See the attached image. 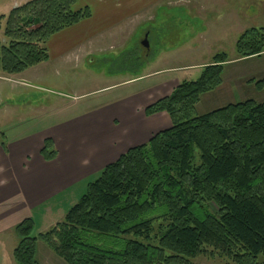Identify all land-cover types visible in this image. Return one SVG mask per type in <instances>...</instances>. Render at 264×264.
<instances>
[{"label": "trees", "instance_id": "obj_1", "mask_svg": "<svg viewBox=\"0 0 264 264\" xmlns=\"http://www.w3.org/2000/svg\"><path fill=\"white\" fill-rule=\"evenodd\" d=\"M79 0H27L0 15V76L48 60V39L91 16ZM238 57L264 52V27L244 31ZM194 80L147 105L171 124L127 149L87 184L64 218L37 235L27 217L13 230L14 264H39L42 240L66 264H192L209 249L232 264L264 256V101L229 103L194 115L222 83L225 53ZM258 87L262 80L251 79ZM41 155L55 158L51 138ZM212 205L215 208H212Z\"/></svg>", "mask_w": 264, "mask_h": 264}, {"label": "rangeland", "instance_id": "obj_2", "mask_svg": "<svg viewBox=\"0 0 264 264\" xmlns=\"http://www.w3.org/2000/svg\"><path fill=\"white\" fill-rule=\"evenodd\" d=\"M11 1L0 0V13L7 11ZM91 1L79 0L76 7ZM132 8V14L113 28L112 36L95 40V52L88 59H52L43 69L45 82H30L26 87L17 80L0 79V142L34 134L70 118L78 109L99 110L131 90L194 80L219 53L228 57L222 83L202 95L194 115L248 99L264 101V85L251 82L264 78V52L241 58L236 51V41L244 31L264 27V0H135ZM98 175L53 199L48 218L41 220L37 213L33 234L62 220L73 203L68 204L73 191L78 188L80 193L76 201ZM3 235L8 242L0 244V264H14L8 251L12 237ZM36 248L39 264H55L47 258V252L53 253L42 240H37ZM208 252L195 257L192 264H232ZM257 264H264V256Z\"/></svg>", "mask_w": 264, "mask_h": 264}, {"label": "crops", "instance_id": "obj_3", "mask_svg": "<svg viewBox=\"0 0 264 264\" xmlns=\"http://www.w3.org/2000/svg\"><path fill=\"white\" fill-rule=\"evenodd\" d=\"M26 1L12 0L7 11L0 15ZM133 1H91L86 4L91 11L89 18L48 39L47 61L20 74L0 76V79L17 80L26 87L30 82H45L43 69L52 59H88L95 52V40L112 36L113 28L132 14ZM177 83H154L149 88L131 90L99 110L78 109L70 118L52 123L34 134L0 142V244L8 242L3 234L12 237L8 250L11 256L14 244H17L13 230L17 223L32 217L35 226L37 213L41 220L48 218L52 214L50 204L53 199L99 174L104 166L130 147L148 141L154 133L170 126L171 120L165 112L146 115L144 109L169 94ZM45 138L54 142L56 155L52 160L41 155ZM81 190L82 187L79 192ZM78 194L76 188L68 201V204L73 202L68 209L81 197L74 201ZM47 255L55 260V264H66L54 253L47 252Z\"/></svg>", "mask_w": 264, "mask_h": 264}, {"label": "water", "instance_id": "obj_4", "mask_svg": "<svg viewBox=\"0 0 264 264\" xmlns=\"http://www.w3.org/2000/svg\"><path fill=\"white\" fill-rule=\"evenodd\" d=\"M143 44H144L145 46H147V44H146V42H145V41L143 42Z\"/></svg>", "mask_w": 264, "mask_h": 264}]
</instances>
